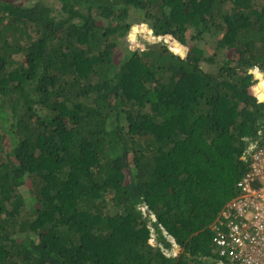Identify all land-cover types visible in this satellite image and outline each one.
Listing matches in <instances>:
<instances>
[{"label":"trees","instance_id":"16d2710c","mask_svg":"<svg viewBox=\"0 0 264 264\" xmlns=\"http://www.w3.org/2000/svg\"><path fill=\"white\" fill-rule=\"evenodd\" d=\"M263 142L264 0H0V264H225Z\"/></svg>","mask_w":264,"mask_h":264},{"label":"built area","instance_id":"2783aa9c","mask_svg":"<svg viewBox=\"0 0 264 264\" xmlns=\"http://www.w3.org/2000/svg\"><path fill=\"white\" fill-rule=\"evenodd\" d=\"M257 146L239 192L212 225V241L225 264H264V142Z\"/></svg>","mask_w":264,"mask_h":264},{"label":"rangeland","instance_id":"374dc122","mask_svg":"<svg viewBox=\"0 0 264 264\" xmlns=\"http://www.w3.org/2000/svg\"><path fill=\"white\" fill-rule=\"evenodd\" d=\"M143 28H145V27H142V29H139V30H143ZM136 30H137V27H136ZM147 35H148V33H147ZM149 36V35H148ZM164 42H167L166 40H164ZM172 47V46H171ZM174 47V46H173ZM172 49V48H171ZM173 50V49H172ZM174 51V50H173ZM175 52V51H174ZM184 52V51H183ZM263 78V77H262ZM22 191L23 192H26V189L25 188H23L22 189ZM181 252V248L180 247H178V246H173V249H171L170 251H166V254L168 255V256H172V257H175V256H177L178 255V253H180Z\"/></svg>","mask_w":264,"mask_h":264},{"label":"clouds","instance_id":"9594fccd","mask_svg":"<svg viewBox=\"0 0 264 264\" xmlns=\"http://www.w3.org/2000/svg\"><path fill=\"white\" fill-rule=\"evenodd\" d=\"M255 72H257V71H254V72H253V76H254ZM258 73H259V72H258ZM261 77H262V76H261Z\"/></svg>","mask_w":264,"mask_h":264},{"label":"water","instance_id":"95a60500","mask_svg":"<svg viewBox=\"0 0 264 264\" xmlns=\"http://www.w3.org/2000/svg\"><path fill=\"white\" fill-rule=\"evenodd\" d=\"M134 28H135V30H136V26H135Z\"/></svg>","mask_w":264,"mask_h":264}]
</instances>
